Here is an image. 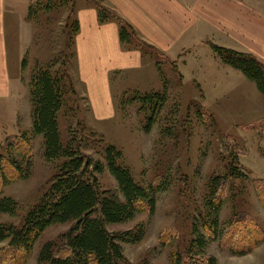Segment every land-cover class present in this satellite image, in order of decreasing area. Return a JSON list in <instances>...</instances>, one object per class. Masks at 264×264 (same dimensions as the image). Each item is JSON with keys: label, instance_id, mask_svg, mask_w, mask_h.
Instances as JSON below:
<instances>
[{"label": "rangeland", "instance_id": "1", "mask_svg": "<svg viewBox=\"0 0 264 264\" xmlns=\"http://www.w3.org/2000/svg\"><path fill=\"white\" fill-rule=\"evenodd\" d=\"M206 2V8L201 7L205 13L198 10L196 19L191 16L193 28L167 40L164 49L144 40L114 9L132 26L137 39L158 50L137 48L143 56L140 67L113 71L115 111L108 116L92 112L73 72L74 29L79 25L76 9L83 4L95 6L86 0H38L22 16L23 2L17 3L7 25L12 96L0 99V158L5 159L9 177L7 183L0 182V198H12L16 208L12 214L0 212V224H21L27 211L48 191L63 160H47L43 135L33 131L30 79L36 68L45 67L65 83L58 112L64 145L75 141L83 152L101 161L106 145H115L122 154L119 162L130 168L137 182L149 187L161 177L165 186L156 193L153 213L144 209L130 220L107 226L116 232L142 229L139 240L121 242L126 264H172L171 256L186 249L196 235V222L207 240L202 257H213L216 264H264V238L251 251L237 253L226 244L227 235L211 237L198 217L200 211L202 216L207 213L210 179L233 164L231 152L239 150L236 161L244 178L235 182L234 189L225 188L219 224L227 234L232 218L246 214L264 236V133L255 128L264 120V96L252 80L224 64L210 45L252 53L264 65V0ZM193 4H200L199 0ZM188 7L195 10L194 5ZM146 92L166 94L148 131L146 111L135 97ZM224 139L233 150L221 148ZM8 161L20 166L18 176ZM98 181L101 189L118 191L106 168ZM68 227V223L48 226L23 264H36L41 246L47 241L59 245ZM7 243L0 241V249Z\"/></svg>", "mask_w": 264, "mask_h": 264}, {"label": "trees", "instance_id": "2", "mask_svg": "<svg viewBox=\"0 0 264 264\" xmlns=\"http://www.w3.org/2000/svg\"><path fill=\"white\" fill-rule=\"evenodd\" d=\"M86 2L95 6L99 22L118 23L119 39L126 48L131 46L142 52H145V47L158 50L144 40L137 39L135 30L116 10L100 0ZM76 29L77 26L74 30ZM133 41L136 43L133 44ZM210 45L224 64L252 80L264 96V65L256 56L216 44ZM64 90L62 77L53 75L48 68L38 67L33 71L30 79L33 131L43 135L44 155L47 160H63L48 191L27 211L21 224H0V241H8L0 249V264H23L45 229L59 223L69 224L59 238L60 244L45 242L38 252L36 264H126L121 242L139 240L142 229L136 232H116L110 231L107 226L130 220L144 209L153 213L156 208V193L165 188L161 177L156 178L149 187L137 182L130 168L119 162L122 154L115 145H106L104 161L83 152L75 141L64 145L58 126V112L63 106ZM135 97L146 111L145 130L148 131L155 114L166 102V94L146 92L138 93ZM255 128L264 133V120ZM221 148L233 150L232 145L225 139L221 141ZM238 151L231 152L233 164L225 166L210 179L205 197L207 213L202 216L200 211L198 217L201 226L211 237L221 238L227 235L224 239L228 247L244 254L255 248L264 238L257 223L246 214L235 216L228 224L227 234L219 224L220 208L226 197L225 188L231 186L230 190L234 189L233 186L244 178L238 170ZM10 166L18 176L20 166L15 161H11ZM105 168L114 177L118 191L100 188L98 175ZM6 171L5 159L0 158L1 184L9 180ZM15 206L16 202L12 198H0V212L12 214ZM199 227L196 222V235L186 249L171 256L172 264H216L213 257L204 258L200 255L207 240L205 234L198 230Z\"/></svg>", "mask_w": 264, "mask_h": 264}, {"label": "crops", "instance_id": "3", "mask_svg": "<svg viewBox=\"0 0 264 264\" xmlns=\"http://www.w3.org/2000/svg\"><path fill=\"white\" fill-rule=\"evenodd\" d=\"M38 0H0V99L11 98V73L7 60V25L23 2V14ZM127 19L138 34L149 43L164 49L165 42L175 40L193 28L191 16L197 11L205 13L206 0H103ZM205 1V2H204ZM195 6L187 10L185 3ZM188 7V8H190ZM26 12V14H25ZM194 13V14H193ZM78 20L75 37V75L83 86L96 116L114 113L115 92L112 87L113 71L140 67L143 56L137 49H125L119 39L116 21L99 22L97 10L90 5L76 9ZM205 21V20H204ZM9 22V23H8ZM205 23V22H204ZM16 90V88H15ZM12 92V91H11Z\"/></svg>", "mask_w": 264, "mask_h": 264}]
</instances>
